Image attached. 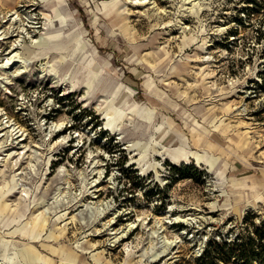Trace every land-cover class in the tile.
<instances>
[{"label": "rangeland", "instance_id": "374dc122", "mask_svg": "<svg viewBox=\"0 0 264 264\" xmlns=\"http://www.w3.org/2000/svg\"><path fill=\"white\" fill-rule=\"evenodd\" d=\"M1 209L0 264H207L254 235L264 8L0 0Z\"/></svg>", "mask_w": 264, "mask_h": 264}, {"label": "trees", "instance_id": "16d2710c", "mask_svg": "<svg viewBox=\"0 0 264 264\" xmlns=\"http://www.w3.org/2000/svg\"><path fill=\"white\" fill-rule=\"evenodd\" d=\"M249 2L253 3V9L260 11L264 8V0H249ZM194 165H184V167H192ZM172 168H175L176 174L182 177L190 176L184 169L178 167L177 164H173ZM228 242H224L223 245H227ZM231 244L232 249L225 252L224 255L219 253L218 245L219 242L217 240H212L202 254V259L205 263H210L217 261L219 258H231L236 256L238 259L248 263V264H264V220L262 221V225L256 226L255 234L250 235L249 238L244 239L242 237H238Z\"/></svg>", "mask_w": 264, "mask_h": 264}, {"label": "bare ground", "instance_id": "6f19581e", "mask_svg": "<svg viewBox=\"0 0 264 264\" xmlns=\"http://www.w3.org/2000/svg\"><path fill=\"white\" fill-rule=\"evenodd\" d=\"M36 57V56H35ZM34 57V58H35ZM29 59H30V57H29ZM28 62V59L27 58H24L20 53H18V52H13V54H11V55H9L8 56V59H7V61L6 62H4L2 65H1V67L3 68V69H5V70H7V69H9V68H12L13 66H15V65H17V64H21L22 66H27V63ZM4 73V72H3ZM132 105V104H131ZM132 110V109H131ZM129 114V113H128ZM179 152H182V153H184L185 152V150H184V146H182V147H180L179 148V150H178ZM192 153H194V152H192ZM178 155H179V153H176V154H174V158H177L178 157ZM197 157H199V156H197ZM2 212V209L0 210V213ZM46 224H43V222H41V224L40 223H37L35 226L37 227V226H40L41 228H44V226H45ZM29 226H30V224H29ZM25 231V230H24Z\"/></svg>", "mask_w": 264, "mask_h": 264}, {"label": "crops", "instance_id": "0c3cea01", "mask_svg": "<svg viewBox=\"0 0 264 264\" xmlns=\"http://www.w3.org/2000/svg\"><path fill=\"white\" fill-rule=\"evenodd\" d=\"M176 153H179V155H178L177 158H174V154H176ZM176 153H171V158H172L174 161H176L179 157H181V156H185V155H186V152L182 153V152L177 151ZM187 154H188V153H187Z\"/></svg>", "mask_w": 264, "mask_h": 264}]
</instances>
